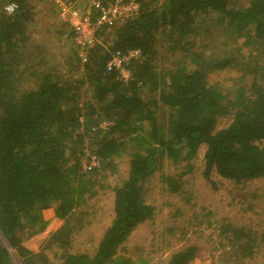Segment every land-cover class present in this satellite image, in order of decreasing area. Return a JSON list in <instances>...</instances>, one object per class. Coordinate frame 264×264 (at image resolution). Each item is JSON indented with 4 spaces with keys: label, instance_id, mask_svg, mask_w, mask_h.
I'll return each mask as SVG.
<instances>
[{
    "label": "trees",
    "instance_id": "trees-1",
    "mask_svg": "<svg viewBox=\"0 0 264 264\" xmlns=\"http://www.w3.org/2000/svg\"><path fill=\"white\" fill-rule=\"evenodd\" d=\"M45 2L0 0V264H14L9 249L20 264H148L119 252L154 215L146 182L164 161L184 162L181 173L161 176L168 191L181 192L202 146L201 174L212 186L213 175L264 179V0H136V13L96 32L83 60L57 14L54 35L72 45L61 62L35 31ZM6 4L17 7L9 14ZM134 49L140 56L127 78L106 68L114 53ZM221 71L230 72L226 89L209 83ZM87 151L98 166L83 170ZM122 160L125 174L110 186ZM106 188L109 222L90 252L73 250L82 223L71 221ZM47 208L62 220L43 247L55 262L22 244L45 229ZM215 228L219 264H245L264 242L245 225ZM198 251L185 244L163 264H188Z\"/></svg>",
    "mask_w": 264,
    "mask_h": 264
},
{
    "label": "rangeland",
    "instance_id": "rangeland-1",
    "mask_svg": "<svg viewBox=\"0 0 264 264\" xmlns=\"http://www.w3.org/2000/svg\"><path fill=\"white\" fill-rule=\"evenodd\" d=\"M87 1L78 0V3L81 6ZM56 15L48 0L40 4L37 7L35 31L42 45L50 48L54 43L55 54L61 62L68 55L67 50L72 45L70 40H57L54 35L56 28L52 25L60 23V18ZM229 76L230 72L227 71L212 73L208 77L209 83L226 89L230 84ZM224 122L221 119L218 125L222 126ZM203 151L202 146L191 161L192 170L182 175L179 193L168 191V186L161 176L181 173L185 169L184 162L173 165L164 161L162 168L153 173L146 182L145 201L154 207V215L131 232L120 249V254L130 257L133 261L141 257L148 261V264H163L172 251L192 242L197 244L199 251L188 264H219L216 260L223 252L220 250L221 244L216 241L220 235L219 229L215 227L223 222H230L233 225L251 228L259 237L264 233V179L233 183L213 175L214 187L201 174ZM88 153L87 151L81 158H85ZM124 161L122 160L118 170L108 177L107 184L110 186L125 174ZM111 206L112 192L109 188L91 197L85 207L81 206L82 210H79L73 222L71 221L75 226L82 223L71 237L73 250L89 252L92 250L103 228L109 222ZM42 216L47 220L45 229L24 238L22 244L34 253H45L50 262H55L57 259L53 248L43 247L51 233L61 226L62 220L54 216L52 208L43 210ZM206 221H212L213 224H207ZM9 251L12 262L20 264L14 251L12 249ZM245 264H264V242L258 246L254 257Z\"/></svg>",
    "mask_w": 264,
    "mask_h": 264
},
{
    "label": "built area",
    "instance_id": "built-area-1",
    "mask_svg": "<svg viewBox=\"0 0 264 264\" xmlns=\"http://www.w3.org/2000/svg\"><path fill=\"white\" fill-rule=\"evenodd\" d=\"M51 2L61 20L69 23L73 31L74 45L82 60L85 59L86 50L96 41L95 34L98 30L113 26L130 17L138 8L136 0H88L81 6L78 0H51ZM9 5L11 4L4 5L3 9L6 11ZM139 56L137 49L126 53H114L107 61L106 68L116 69L122 78H127L129 74L127 64L131 59ZM81 164L83 170H90L98 166V159L88 153Z\"/></svg>",
    "mask_w": 264,
    "mask_h": 264
},
{
    "label": "clouds",
    "instance_id": "clouds-1",
    "mask_svg": "<svg viewBox=\"0 0 264 264\" xmlns=\"http://www.w3.org/2000/svg\"><path fill=\"white\" fill-rule=\"evenodd\" d=\"M16 7H17V5H15V4L9 5V6H7V8H6V11H7L9 14H11L12 11H13Z\"/></svg>",
    "mask_w": 264,
    "mask_h": 264
}]
</instances>
